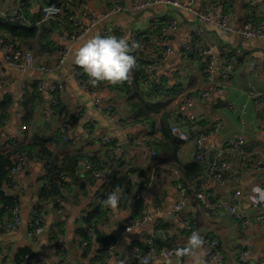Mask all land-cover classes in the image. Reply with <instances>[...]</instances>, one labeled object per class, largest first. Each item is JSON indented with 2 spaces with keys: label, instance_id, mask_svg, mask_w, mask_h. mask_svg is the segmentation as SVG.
Masks as SVG:
<instances>
[{
  "label": "crops",
  "instance_id": "0c3cea01",
  "mask_svg": "<svg viewBox=\"0 0 264 264\" xmlns=\"http://www.w3.org/2000/svg\"><path fill=\"white\" fill-rule=\"evenodd\" d=\"M45 1L23 0L30 16L36 14L38 6ZM85 1L96 17V24L89 25L90 19L82 15L78 6L76 17L86 28L83 36L69 42L66 31L53 35L54 40L66 51L63 64L57 65L56 54L43 59L49 64V71L36 68L22 71L5 64L4 50L0 44L3 79L0 80V100L5 96L12 98L7 117L2 120L1 140L22 137L18 113L24 91L32 81H37L38 84L63 83L64 89L57 94L59 93L61 101L67 105L75 119L68 130L70 144L57 143L52 148L59 156L75 148L88 154L104 156L109 148L102 142L104 136L109 137L113 144H119L122 158L151 176L144 195L146 213H149L150 218L142 219L131 230L124 231L125 226L132 223L130 218L134 209V195L133 192L126 193L122 190L119 212H112L110 221L101 226V231L115 243L100 254L102 243L97 236L94 235L90 245H86L77 239V231L81 217L93 207L95 194L100 190L102 181L84 179L82 186H72L61 202L62 211L59 213L56 210L59 208L55 209L51 200L38 199L45 171L44 161L29 159L28 167L15 174L12 186L6 187L18 199L21 223L15 228L0 229V264H13L17 258H20L18 264H91L96 258L99 264H136L138 259L135 247L138 243L149 246L143 251L140 249L141 252L139 250L142 255L146 256L151 252L154 258H160L161 264H168L169 261L177 264L175 250L170 256H164L155 252L154 244L166 242L175 244L178 248L183 247L193 231H199L203 236V248L194 257L181 258L179 264H217L211 258L210 241L214 238L220 241L222 251L235 263L242 252H247V263L244 264L264 261V223L251 222L243 227L226 210L215 207L206 209L197 197L190 194L183 201L182 208L174 210L183 192L176 182L178 171L165 164L161 157L152 156L147 144L139 142L144 138L147 127L140 122L131 121L124 100L115 90L99 88L94 96L76 79L71 53L86 38L100 35L101 28L112 25L120 29L119 37H130V46L132 43L138 44L132 51L148 60L144 66L157 63L147 76L151 80H161L169 89L178 90L174 101L179 93L201 87L205 81L202 60L189 57L182 49L197 27L195 14L166 3L138 9L133 0ZM180 1L187 4L190 0ZM191 1L195 9L210 15L224 13L235 29L248 22L257 24L264 21V0ZM18 2L19 0H0V10L7 15L14 14ZM117 2H122L124 9L114 12L113 7ZM173 21L175 26H172ZM203 28L204 32L197 43L210 49L216 62L227 52L232 75L226 93L196 99L191 113L197 119L200 130L211 132L207 139L210 148L223 149L229 138L243 134L248 154L255 156L253 160H248L244 154L225 151L223 157L230 161V168L219 183H208L205 192L208 201L215 205L229 201L240 191L235 201L236 209L242 213H250L255 207L250 199L253 195L252 188L256 185L264 187V39L244 38L235 32L222 31L211 23L203 25ZM249 89L261 94L250 97L246 93ZM52 99L53 94L41 90L40 101L36 104L35 122H48L46 128L55 131L61 118L53 113ZM96 99L112 106L113 114L108 115L98 110ZM177 118L178 123H185L183 116L177 114ZM216 123L221 124L218 131L214 130ZM123 144L126 146L122 147ZM178 156L182 163L195 160L194 136L182 145ZM133 179L135 183L141 180L137 175ZM37 202L42 205L44 230L37 239H32L27 231ZM261 204L264 206V203ZM159 224L162 227L157 229ZM54 231L60 232L52 239Z\"/></svg>",
  "mask_w": 264,
  "mask_h": 264
},
{
  "label": "trees",
  "instance_id": "16d2710c",
  "mask_svg": "<svg viewBox=\"0 0 264 264\" xmlns=\"http://www.w3.org/2000/svg\"><path fill=\"white\" fill-rule=\"evenodd\" d=\"M19 3L22 8L21 13L31 21V24L13 22L9 20V16H0V40L4 45L11 46L13 49L24 48L31 50L38 60H43L63 50V47L54 40L53 35L60 32L64 33L65 31L70 35L78 31V27L74 25V20L77 18L78 6L81 8L78 1L46 0L44 3H55L60 6L63 13L60 16L45 20L38 25L33 22L39 18V15L34 14L30 16L26 12V6L23 0H19ZM130 54L136 58L138 64V67L132 73L131 82H124L115 86L101 83L93 87L89 84L87 75L78 67L82 71L80 82L94 89L108 87L111 90H115L119 97L124 100L131 121L140 122L147 127L142 140L150 149L155 150L154 156L161 157L165 164L178 171L176 182L180 185L181 190H183L182 200H186L189 194L197 197L196 189L203 182H206L205 175L215 155H209L201 161L195 158L190 163L181 162L178 154L186 141L178 139L170 132V121L173 120V122L178 123V113L174 107V97L178 94V90L169 89L161 80H151L143 71V66L148 60L137 56L135 51H131ZM223 54L229 56L227 52ZM188 56L200 59L195 53H191ZM202 64H204L203 60ZM202 68L204 71L203 65ZM231 75L232 73L229 74L228 81ZM40 97L41 90L39 89V84L37 81H32L24 91L20 104L22 111L20 125H25V129L22 131V137L1 140L0 136V221L10 219L11 210L18 207V199L14 194L8 192L6 187L12 186L9 171L20 155H26L28 159L36 158L45 160V171L41 178L42 182L38 192V199L40 201L42 199L47 201L51 200L55 209L61 207V202L65 199L66 192L72 186H82L84 179L89 181L98 180V178L93 176V171L109 169L111 171L109 180L102 182L100 190L95 194L93 207L81 217L77 231V236L81 238V241H86V245H90L91 238L96 235L98 241L102 243L101 254V252L110 248L115 243L110 236L101 231L103 223L107 224L110 221L101 202L116 188L126 193L133 192L134 209L130 223L135 220H142L146 215V206L143 204L144 200L141 192L147 190V184L150 182L151 176L150 174H144L142 168L134 166L130 161L122 158V156L118 159H112L109 152L113 144L106 145L109 148L104 156L102 154H88L80 148H75V150L59 156L52 146L57 143L70 144V140H63L58 129L51 131L43 123L36 124L35 110L36 104L40 101ZM54 97L56 102H52L51 104L53 113L60 116L61 122L71 118L72 113L67 105L61 101L59 93H55ZM11 104L12 98L10 96H5L0 100V129L2 127V120L7 117V109ZM31 129L33 130L31 131ZM204 132H208V130H200L198 127L197 133ZM191 136L195 138L196 133H191ZM245 145L244 150L247 152ZM251 157L252 159H249L246 155V159L248 160L255 158L254 155ZM84 159L88 160L91 166L90 170L83 168L81 161ZM221 159L228 160L223 156ZM227 171H224L223 177ZM134 175L140 177L141 180L135 183L133 179ZM41 206L37 202L35 208L42 209ZM110 212L112 211L110 210ZM161 227L162 225L159 224L156 228L160 229ZM58 232L60 231H54L52 233V239L56 238ZM56 245L59 246L58 244ZM136 247L142 251L143 249L149 248L148 245L143 243H138ZM177 248L175 244L166 242H160L158 245L154 244L155 252H160L162 249L176 250ZM98 257L100 258V255ZM19 260L20 258H17L13 264H18ZM96 260L98 258L94 259V261Z\"/></svg>",
  "mask_w": 264,
  "mask_h": 264
},
{
  "label": "built area",
  "instance_id": "2783aa9c",
  "mask_svg": "<svg viewBox=\"0 0 264 264\" xmlns=\"http://www.w3.org/2000/svg\"><path fill=\"white\" fill-rule=\"evenodd\" d=\"M81 5V11L82 15L88 17L90 20L89 25L93 26L96 24V17L91 12L90 7L86 3L85 0H77ZM133 3L136 8L138 9H144L147 8L153 4L156 3H166L170 4L177 8H184L186 10L191 11L195 14L198 20L197 27L193 30L192 34L188 37V42L182 47L184 52L189 55L191 53L197 54V56L200 57L204 61V72H205V81L203 85L199 88H191L188 90H185L181 92L176 100L174 101V107L178 114H181L184 118L185 123H177L170 121V132L172 135L177 137L180 140L188 141L190 140L191 133H196V136L194 138V146H195V158L199 161L204 160L209 155H215L206 172L205 175V181L203 182L197 189H196V196L201 202V204L204 206V208L209 209L212 207L224 209L230 214H232L233 218L238 221L243 227L251 222H259L264 223V206L259 203H255L254 210L250 213H242L239 212L236 209V197L240 195V191H237L235 193V196L232 197L229 201L224 203H218V204H211L206 195V186L208 183L211 184H217L223 179L224 171L228 170L230 168V161L221 159L223 156V153L225 151H233L239 154H246L249 159H252V155L248 154V152H245L244 145H245V139L243 137V134H239L235 138H229L226 143V147L219 150H213L207 145V139L209 137L210 131L204 132V133H197L198 131V122L195 116L191 113V109L193 108L194 102L196 99H206L210 96H212L215 93L218 94H224L227 92L229 87V81L228 76L231 73L232 65L229 61V57L226 55H222L218 62L213 58L211 55V50L199 45L197 43V39L203 34L204 28L203 25L207 23L214 24L216 27L220 28V30L225 32H235L239 34L240 36L244 38H256V39H264V21L261 23L253 24L251 22H248L244 24L240 28H233L230 25L229 18L224 13L219 15H210L209 13L197 10L193 7V2L190 0L187 4H184L180 0H133ZM124 9V5L122 2H117L116 6L113 7L114 12H119ZM21 6L18 2L16 5V12L11 15L5 14L2 10H0V16H9V20L13 22H22L24 24H31V21L26 18L21 13ZM63 10L60 6H58L55 3H42L37 8V13L39 15V18L34 20V24L38 25L41 24L43 21L48 20L50 18H54L57 16L62 15ZM74 25L78 27V31L71 33L70 35H67L66 39L67 41L74 42L81 38L83 34L86 31V28L82 25L81 21L76 18L74 20ZM172 26H175V21L172 22ZM120 29L112 26L107 25L101 28L100 35L101 36H107V35H115L117 37L120 36ZM135 40V39H134ZM134 42V41H133ZM0 44L4 50V62L7 65L13 66L18 68L19 70L25 71L28 69H41L45 71H49L51 68L49 64L43 60H38L34 53L31 50L27 49H13L11 46L4 45L2 41L0 40ZM56 63L57 65H61L65 61L66 57V51L61 50L58 52L56 56ZM157 66L156 62L147 64L143 66V71L146 74H150L154 68ZM74 71L76 75V79L79 81L80 85L88 90L90 94L96 95L97 89L90 88L85 84H82L80 82V79L82 77V71L79 70L77 65H74ZM2 64L0 63V80L2 79ZM39 89L45 90L49 92L50 94H53L52 101L55 103L56 99L54 97V94L62 91L64 89V84L59 83H49L44 84L42 82L39 83ZM248 96H258L261 94V92L255 91L254 89H249L246 91ZM96 107L101 112L111 115L113 114V108L110 105H107L103 103L102 101L95 100ZM244 106H246L244 104ZM18 117L22 118V111L18 113ZM75 119V116L72 114L71 118H68L64 121H60V124L58 126V131L62 136L63 140L68 139V130L70 128V125L72 124V121ZM221 127L220 123H216L215 129L218 131V129ZM25 129V125L21 124V130L23 131ZM102 142L105 145L113 144V141L109 138L104 136L102 138ZM140 143L146 144L143 140H139ZM147 147H149L147 145ZM151 155H155V150L150 149ZM109 155L112 159H118L120 155V145L119 144H113V147L110 148ZM45 162V160H43ZM81 164L85 170H90L91 166L88 162V160H82ZM29 165V159L26 155H20L15 164L11 167L9 177L14 180V175L24 171ZM111 171L109 169L100 170V171H93V176L98 178V180H101L102 182H107L109 180ZM183 191V190H182ZM146 191L143 190L141 192V196L144 200V195ZM183 192L181 195L180 200L178 203L174 206V210L179 211L182 208V198ZM145 205V200L143 202ZM1 206V205H0ZM106 210V214L109 217V219L112 217V212L106 207H104ZM57 212L61 213V208L56 209ZM42 211L43 209H37L34 208L32 211V217L30 219L29 225H28V231L27 235L31 237L32 239H37L42 233H43V226H42ZM11 218L8 220L0 221V229H11L19 226L21 223L20 214H19V208L15 207L10 212ZM150 218L149 213L147 212L144 216L143 220ZM141 220H135L131 224L125 226L123 229L124 231H129L131 228L137 224H139ZM106 225V223H103V226ZM90 229V228H89ZM77 239L81 240L79 236H77ZM84 244H86V241H82ZM212 253L211 258L213 261H215L217 264H244L247 263L246 256L247 252H242L238 256V262L235 263L232 259L228 258L225 253L222 251L221 243L218 239L214 238L210 241ZM137 254L136 259L137 263L140 264L141 259L145 257L139 252L138 247H135ZM160 254H163L164 256H170L173 253V250H161L159 252ZM91 264H99L98 260L92 262ZM257 264H264V261H259Z\"/></svg>",
  "mask_w": 264,
  "mask_h": 264
},
{
  "label": "clouds",
  "instance_id": "9594fccd",
  "mask_svg": "<svg viewBox=\"0 0 264 264\" xmlns=\"http://www.w3.org/2000/svg\"><path fill=\"white\" fill-rule=\"evenodd\" d=\"M129 40L128 36L93 35L75 47L71 53L73 63L83 70L89 78V84L93 87L101 83L115 86L131 82L132 73L138 64L136 58L130 53L138 47V44L132 43L130 46ZM252 194L250 199L253 203H264V187L254 186ZM121 199V189L116 188L101 203L112 212L118 213ZM203 245L204 238L201 233L193 231L186 244L174 252L177 264L181 258L196 256ZM140 264H161V261L160 258H154L150 252L141 259ZM168 264H171V261Z\"/></svg>",
  "mask_w": 264,
  "mask_h": 264
},
{
  "label": "water",
  "instance_id": "95a60500",
  "mask_svg": "<svg viewBox=\"0 0 264 264\" xmlns=\"http://www.w3.org/2000/svg\"><path fill=\"white\" fill-rule=\"evenodd\" d=\"M178 115L180 116L181 114H178ZM44 125L47 126V125H48V122H44ZM123 146L125 147L126 145L123 144L122 147H123Z\"/></svg>",
  "mask_w": 264,
  "mask_h": 264
}]
</instances>
